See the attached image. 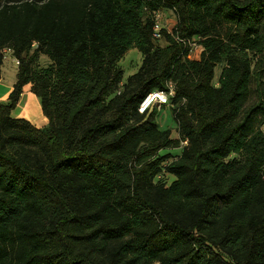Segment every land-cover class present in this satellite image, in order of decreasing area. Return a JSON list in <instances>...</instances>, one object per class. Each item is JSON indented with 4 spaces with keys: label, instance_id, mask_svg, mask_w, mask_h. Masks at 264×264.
Listing matches in <instances>:
<instances>
[{
    "label": "trees",
    "instance_id": "1",
    "mask_svg": "<svg viewBox=\"0 0 264 264\" xmlns=\"http://www.w3.org/2000/svg\"><path fill=\"white\" fill-rule=\"evenodd\" d=\"M6 50L0 264H264V0H0V80ZM26 84L44 126L12 116ZM170 85L176 133L139 111Z\"/></svg>",
    "mask_w": 264,
    "mask_h": 264
},
{
    "label": "rangeland",
    "instance_id": "2",
    "mask_svg": "<svg viewBox=\"0 0 264 264\" xmlns=\"http://www.w3.org/2000/svg\"><path fill=\"white\" fill-rule=\"evenodd\" d=\"M175 21V15L173 12L163 11L158 17V22L161 26L165 28H171ZM202 46L195 43L191 52L192 58H199L202 52ZM49 57L45 54L40 55L38 63L40 65H46L49 62ZM142 62V53L135 47L130 48L126 51L120 60V65L123 68L124 76L123 81H126L128 77L135 73ZM263 69L259 72V77H255V73L252 79V94L248 104H255L259 101L260 90H264V64L261 66ZM219 72V69H218ZM17 73V62L16 58L13 56L11 50H6L5 58L2 65V78L0 80V101L6 102L12 91L13 84L16 80ZM258 81L260 83V88L257 89ZM11 88L8 92V88ZM7 91V92H6ZM33 96L32 100L29 102V95L22 92L20 98L16 102L12 109V116L18 118H25L33 123L35 126H44L48 123V118L45 116L41 106L40 97L31 90ZM25 93H28L25 91ZM1 95H5V99L1 98ZM159 122L162 128L172 127L173 132L175 131V121L171 115L170 105H164L158 112ZM164 152H170L173 157H177L180 152V148H170ZM163 178L167 179L169 182L174 179L171 175L163 174Z\"/></svg>",
    "mask_w": 264,
    "mask_h": 264
},
{
    "label": "built area",
    "instance_id": "3",
    "mask_svg": "<svg viewBox=\"0 0 264 264\" xmlns=\"http://www.w3.org/2000/svg\"><path fill=\"white\" fill-rule=\"evenodd\" d=\"M163 11H157L155 12V30L159 32L160 28L162 27L160 23L158 22V17L160 13ZM159 36V34H157ZM18 63V61L16 60ZM171 95H174V89L173 86L170 85L169 90L165 89H156L149 92L146 97L142 100L141 104L139 105V111L145 112L149 107L152 105H156L158 108H161L164 105H168L170 103V97ZM186 140L182 141V144H185Z\"/></svg>",
    "mask_w": 264,
    "mask_h": 264
},
{
    "label": "crops",
    "instance_id": "4",
    "mask_svg": "<svg viewBox=\"0 0 264 264\" xmlns=\"http://www.w3.org/2000/svg\"><path fill=\"white\" fill-rule=\"evenodd\" d=\"M0 89H1V88H0ZM10 89H11V88L9 87V88H8V92H9ZM1 90H3V89H1ZM25 91L28 92V93H25ZM6 92H7V91H6ZM23 93L29 95V97H30V98H29V102H30V101L32 100V96H33L32 92H31V84H26V85L24 86ZM1 98L5 99V95H1Z\"/></svg>",
    "mask_w": 264,
    "mask_h": 264
}]
</instances>
